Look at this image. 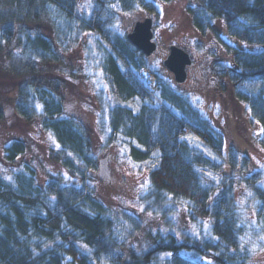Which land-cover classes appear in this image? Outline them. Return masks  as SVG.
<instances>
[{"label":"trees","instance_id":"16d2710c","mask_svg":"<svg viewBox=\"0 0 264 264\" xmlns=\"http://www.w3.org/2000/svg\"><path fill=\"white\" fill-rule=\"evenodd\" d=\"M6 1L0 121H38L54 140L51 159L78 183L41 179L26 159V142L0 136V264H250L254 233L264 235L263 170L254 169L225 126L215 127L127 40L137 19L116 26L124 15L144 18L146 11L157 13L159 2L173 0H91L88 16L72 0H43L45 8L35 11L23 0ZM188 1L193 27L213 32L225 45L226 56L213 66L221 95L248 114L246 123L259 124L264 143V0ZM40 16L57 31L60 45L83 27L94 32L84 68L101 71L110 95L100 91L97 97L99 129L83 107L84 92L63 75H75L78 66H64L55 41L39 31L1 22ZM143 68L156 75L154 93L139 75ZM112 141L148 168L140 212L109 206L87 183ZM247 187L251 195L241 204L239 191Z\"/></svg>","mask_w":264,"mask_h":264},{"label":"rangeland","instance_id":"374dc122","mask_svg":"<svg viewBox=\"0 0 264 264\" xmlns=\"http://www.w3.org/2000/svg\"><path fill=\"white\" fill-rule=\"evenodd\" d=\"M72 1L78 12L88 16L91 0ZM1 2L0 14L4 16L3 14L10 11L11 5L6 0H1ZM23 3H27L28 6L31 5L33 11L36 8L40 10L45 8L43 0H37L33 3L32 0H23ZM188 3V0L159 2L157 13L145 12L144 16H150L154 19V40L158 44V50L149 57L148 61L163 77L174 81L173 75L163 65V59L168 52V48L171 44H176L188 51L193 59L192 64L188 67V78L185 83H176V87L190 95L203 115L215 127L223 129L225 126L229 137L234 139L236 144L252 157L254 169H260L264 172V143L260 141L263 134L259 124L256 122L246 123L245 117L248 114L243 113L242 109L236 108L226 94L223 93L224 96L221 95L218 83H222V81L216 79L213 73L216 59L226 56L225 45L213 32L202 33L193 27L186 12ZM136 14L134 12L122 16L121 20L116 21V26L121 29L125 28L126 25L140 17ZM5 18L9 17L5 16ZM40 18L23 23L17 22L15 19H6L1 22L3 24H11L15 28L23 26L27 30L39 31L55 41L64 66H78V71H76L75 75H72L69 71L63 75L76 81L82 89L86 98L83 107L90 118L92 126L99 129L97 113L99 100L97 97L100 91L107 96L110 95L107 94L108 87L101 71L94 67L86 70L84 68L86 65L84 55L87 51V43L96 39L94 32L83 27L81 29L83 31L79 30L80 34H78L79 31L77 30L78 33L75 40L66 41L63 43L64 45H60L59 42L62 41L57 38V31L52 26H49L45 16H40ZM2 26L0 25V28ZM217 28L219 31L223 30L221 24ZM73 32L76 33L75 30ZM225 38L232 40L229 36ZM6 51H9L7 47ZM79 59L80 62H78ZM135 106H139V103H136ZM1 122L3 121H0V136L9 135L26 142V159L34 164L41 179L53 178L65 185L72 184L73 181L78 183L58 162L51 159L49 147L54 145V140L48 133L39 128L38 121L28 124L18 121ZM244 122L246 126H242ZM2 128L3 130H1ZM90 175L93 178L88 177L87 183L94 188L97 196L106 204L113 208L134 212L141 211V203L138 197L148 185V168L145 164L134 162L127 154L125 145H121L118 141H112L99 154L98 169L93 174L90 173ZM250 190L247 187L239 191V203H245L246 198L251 195ZM248 215L250 220H255L252 210L249 211ZM145 220L148 219L145 217ZM181 222L185 225L188 224L186 221ZM156 225L158 223L153 222V226ZM261 237H264V235L259 237V235L254 233L253 238H256V241L250 248L252 255L250 264H264V239H261ZM143 240L144 237L141 241Z\"/></svg>","mask_w":264,"mask_h":264},{"label":"water","instance_id":"95a60500","mask_svg":"<svg viewBox=\"0 0 264 264\" xmlns=\"http://www.w3.org/2000/svg\"><path fill=\"white\" fill-rule=\"evenodd\" d=\"M127 40L146 56L152 55L157 49V43L153 40V19L145 17L134 22L132 28L126 33ZM192 63L191 55L172 44L163 60V65L174 76L178 83H184L188 78L187 66Z\"/></svg>","mask_w":264,"mask_h":264},{"label":"built area","instance_id":"2783aa9c","mask_svg":"<svg viewBox=\"0 0 264 264\" xmlns=\"http://www.w3.org/2000/svg\"><path fill=\"white\" fill-rule=\"evenodd\" d=\"M141 75L146 78L148 89L151 93H154L156 90V78L155 76L149 72L148 70H142Z\"/></svg>","mask_w":264,"mask_h":264},{"label":"snow or ice","instance_id":"6c2138e0","mask_svg":"<svg viewBox=\"0 0 264 264\" xmlns=\"http://www.w3.org/2000/svg\"><path fill=\"white\" fill-rule=\"evenodd\" d=\"M157 63H158V62H157ZM208 175L211 176L212 174L209 173ZM8 179H11V177H8ZM241 239L243 240V238H241ZM261 239H264V237H261ZM241 247H243V245H241Z\"/></svg>","mask_w":264,"mask_h":264}]
</instances>
